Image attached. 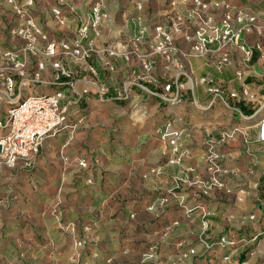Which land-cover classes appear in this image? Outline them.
<instances>
[{"label":"crops","instance_id":"obj_1","mask_svg":"<svg viewBox=\"0 0 264 264\" xmlns=\"http://www.w3.org/2000/svg\"><path fill=\"white\" fill-rule=\"evenodd\" d=\"M102 1L105 5V11L108 12L110 18L106 22L103 30L102 40L99 42L100 45L102 43L122 44L129 41L136 29L131 19L136 16H141L143 18V24L151 30L154 25L162 22L170 0H144L146 3L142 11H138L136 6V3L142 0ZM204 1H221L232 5L235 9L245 10L243 6L246 5L245 2L247 0ZM90 2L91 0H85V2L77 5V13L68 14L69 23L63 29L72 26L71 30L73 34L77 29L76 19L85 15L88 9L96 3ZM38 4L41 7L34 9L36 22L44 27L52 24L50 18L53 16L52 8L54 5L49 4L48 0L37 1ZM11 6L7 4L3 9L0 8V32H6L3 35L0 34V53L11 50L21 43L19 38L10 33L14 27L20 25L23 21ZM128 13L132 14L129 18ZM133 13L136 14L133 15ZM213 13L219 15V12L215 9ZM250 14L256 13L251 11ZM262 14L264 15V12ZM256 15L258 16V14ZM55 22L57 24L56 20ZM112 27L114 30L119 29L118 32L112 31ZM107 30L108 33H106ZM122 31L130 34L127 40L120 39ZM254 33L256 34V31ZM110 39H116V42H110ZM243 39L244 43L253 49V58L249 66L243 64L242 53L234 46L230 47L232 65L225 68L222 72H218L209 66L208 60L206 59L186 60V70L192 71L195 78H201L207 75L213 76L216 83L222 87L223 94L221 97L210 94L208 91L209 86L199 85L194 90L189 89L187 93L184 92L185 98L181 105L170 107L165 105L161 98L150 97L141 87H134L132 89V96L134 95L138 98L142 96L143 98H147L146 101L150 99L148 104L158 108L169 107L171 108L170 110L175 112L173 114L174 117L177 116L181 119L177 123V127L184 132L185 142L183 143L185 148L190 149L192 152L191 157L188 158L189 160L185 161V165L196 168V172L199 175H205V166L201 160V155L207 147L205 144L207 139L210 141L218 140L225 130L234 128H238L244 133L245 137L239 135L235 142L222 148V151L225 155L223 160L224 166L233 171V173L225 177L227 187L234 192L247 190L248 193H239L238 197L234 195L232 198H229L230 195L225 192H214L209 197H197L196 191L188 188L182 189L179 193L185 197L188 206L199 204L212 213L208 218L210 228L205 236L206 240L215 241L225 236L230 240L238 242L237 246L226 248L215 246L211 250H207L201 240H199L202 232V220L199 213L194 215V222L188 220L180 206V200L173 197L164 207L156 205L159 198L164 196L173 187L172 174L178 171L173 166L165 167V172L157 176L150 175V182L152 183L148 188L150 200L143 201L142 199L144 198L140 197L132 201L117 202L118 200H116L113 193V191H116V185H110L107 181L106 183L101 182L99 184V180L97 179L93 185V177H91L86 181L88 184L87 189H80L81 192L83 191L82 194L76 196L72 202L75 204H73L74 207L72 209L79 210L80 202L84 201L83 204L87 208L83 215L85 218L81 216L82 219H78L79 211L71 212L68 217L69 219L63 217L61 213L55 214L51 218L47 215L48 210L58 208L60 201L56 200L52 202L50 200L51 195L56 191L57 184L53 185V179L50 180L51 176L47 171L50 168V161L56 158L59 146H61L60 152H62V155H66V159L69 161L68 170L71 166L68 172L66 168L68 176L62 180L64 183H72L73 174L79 173L78 177L81 178L84 173L82 170L91 169H94L97 176L103 171H109L110 173L105 174L109 176L108 180L111 181L112 178L110 175L116 178L121 169L120 161L122 158L115 152L103 153L104 157L103 155H98V157L95 155L93 156L95 159L93 163H90L86 156L72 158L71 151H67L66 149L68 143L62 144L67 137L61 133L57 136H60L61 139L56 142L45 141V145L41 148L34 166L25 170L28 173L34 171L35 174L32 176L29 173L25 176L23 173V181L20 187L23 188L22 191L27 193L24 192L25 200L23 201V205L27 210L24 208H19L18 210L24 211L26 214L23 213V220L21 221L10 220L8 221L10 223L9 226L2 224V227H5V232H0V264H62L58 260L64 254L66 255L65 259L69 261V253L60 252L62 246V234L58 231L60 220L64 222V226L68 224L76 225L77 221L76 226L80 234H116L112 232L116 222L122 225V234H139L138 231L142 230V228L148 234H162L165 229L174 226L175 223H179L177 227L172 229V233L167 240L163 242L165 247L163 245V248H160V256L163 257L162 260L164 261L158 264H264V236H261L257 241L251 240L260 230H264V208L261 207L262 200H264V141H260L259 139L261 133L260 123L264 120V39L262 44L258 43L256 45L248 44L246 42V35ZM114 61L116 67L119 63H122L121 58ZM68 65L74 70L78 69L77 65L72 62ZM100 73L102 82L111 86V83L114 81L111 74L103 71H100ZM238 73H241V79ZM156 74L164 83L171 79V74L169 75L165 71L164 61L162 59H159ZM130 77L131 74L122 82V86ZM91 80V75L82 74L79 82L80 85H83V82ZM182 81L185 82L188 80L186 77H182ZM144 87L150 88L151 86L144 85ZM198 88L199 93H197ZM31 89L32 91H36L37 88L31 87L30 92ZM233 94L235 97L232 96ZM90 96L94 98L93 93ZM110 96H113V93ZM89 97L83 105L87 106L89 102L91 104V102L98 101L97 99H90ZM205 98H209V100L202 101ZM109 101L111 103L107 105H113L114 107L122 106L120 101ZM213 121L215 123H222L224 128H218V130L216 128L215 132L214 130L207 131L209 128H206V126ZM204 133H206L205 136ZM162 148L161 157L166 159L167 156L165 154L168 153L170 148L165 143H162ZM161 157L159 156L157 161ZM75 160L77 164L74 162ZM81 160H85L89 164L88 169L80 167L79 161ZM165 162H163L164 165L166 164ZM56 165H58L59 169H62L61 163H56ZM43 173H46V177L41 178ZM36 176L39 177L41 182L39 193L33 190ZM83 180L82 177V183ZM47 181H49V184ZM82 183L81 185H83ZM0 191L2 194L0 195V201H3L2 205H4H0V207H5L6 210H9L11 207L15 208V206H19V203L13 205L18 198L14 184L8 185L4 190L0 188ZM3 192H5L4 195ZM155 205V211L150 212L148 208L155 207ZM15 213L17 212L15 211ZM145 213L148 217L150 215L149 219L152 222L143 223L142 228L138 229V224L133 223L132 219L136 215L144 216ZM251 214L257 215L256 220L251 221L246 219ZM0 216L2 215L0 214ZM20 222H22V228L19 227ZM0 223H2V219H0ZM51 229L55 230L52 231ZM65 233L72 234L70 231H66ZM43 238L49 240L46 241L48 245L42 246L37 244V241ZM242 238L247 239L245 244L240 243ZM21 240L23 245L28 243V245L33 246L29 249L27 246L25 247L28 259H22L18 255V250L14 243ZM182 243H186L189 246L178 248ZM191 248L195 249L196 254L190 255L187 258L182 257ZM227 256H229V259L225 260ZM96 257L94 256L92 258L93 264H97L95 262L99 261V259H95Z\"/></svg>","mask_w":264,"mask_h":264},{"label":"built area","instance_id":"obj_2","mask_svg":"<svg viewBox=\"0 0 264 264\" xmlns=\"http://www.w3.org/2000/svg\"><path fill=\"white\" fill-rule=\"evenodd\" d=\"M6 1L23 21L10 31L21 43L0 53V130L5 131L0 136V169L32 168L47 139L76 130L77 126L71 120L74 110L80 108L91 93L94 97L98 96L101 102H124L132 96L134 87H141L150 97L161 98L170 107L181 105L185 98L184 92L194 90L199 85L209 86L210 94L221 97L222 87L213 76L195 78L192 71L186 70V60L206 59L209 66L222 72L232 65L230 47L234 46L242 53L243 64L249 66L253 49L244 43L243 38L259 30L256 26V14L235 9L228 3L170 0L162 22L154 25L151 30L143 24L141 16H136L131 19L136 29L129 41L100 45L103 30L110 18L103 1L100 0L85 15L76 19L77 29L71 38L56 41L49 38L43 26L36 22L31 13L34 0H23L22 3L18 0ZM145 3L144 0L138 1L137 10L142 11ZM214 9L219 15L213 13ZM76 13L77 7L70 5L68 0H58L52 8V14L61 27L68 25V14ZM118 58L125 64L137 61V68L123 86H109L102 82L100 71L114 74V60ZM159 59L164 61L165 71L171 74V79L165 83L156 74ZM70 62L77 65L78 69L70 68ZM82 74L91 75L92 80L80 85ZM238 76L241 79V73ZM182 77H186L188 81H182ZM41 83L45 86L55 85L56 88L47 94L23 97L26 88ZM144 85L151 87L146 88ZM111 93L113 96H110ZM232 96L235 97L234 94ZM180 121L177 116L172 117L160 127L161 142L170 148L165 154L170 163L184 168L187 172H193L192 167L185 165L191 152L182 142L183 131L177 127ZM260 132L259 139L264 141V120L260 123ZM239 135L245 137L238 128L228 129L221 134L220 139L206 144L207 147L201 155L208 174L206 180L192 181L188 175L174 177L173 187L158 200L161 206L168 204L172 197L180 200L184 215L190 221L199 213L202 220L201 234H207L210 228L208 218L212 213L199 204L188 206L179 193L182 189L193 186H197L199 197H209L215 191L231 193L225 177L233 171L223 164L225 155L222 148L235 142ZM79 165L83 169L89 168L85 160L79 161ZM160 172V169L152 170V173ZM240 192L244 194V190ZM261 207L264 208V200ZM153 209V206L149 208L150 211ZM256 218V214H251L246 219L254 221ZM61 228L76 234L74 224ZM205 236L202 235L201 242L207 250L215 246L226 248L238 244L225 236L215 241L206 240ZM261 236H264V230H260L251 240L257 241ZM246 242V238L240 240L242 244ZM85 243L84 239L78 240L75 243L76 249L82 250ZM157 248L158 246L151 247L149 253ZM195 254V249L191 248L182 257ZM228 259L229 256L225 258Z\"/></svg>","mask_w":264,"mask_h":264},{"label":"rangeland","instance_id":"obj_3","mask_svg":"<svg viewBox=\"0 0 264 264\" xmlns=\"http://www.w3.org/2000/svg\"><path fill=\"white\" fill-rule=\"evenodd\" d=\"M23 0H18L19 3H22ZM37 1L34 0V7L31 10V13L34 15L35 10L38 7H41L40 4L37 5ZM49 4H53L56 6L58 0H48ZM70 5L77 6L85 0H68ZM100 0H91V2H99ZM246 1V0H244ZM90 2V3H91ZM246 5L243 6L247 13L251 11L258 14V20L256 26L258 27V31L256 34H247L246 35V42L251 45L262 44L264 39V15L262 14L264 11V0H247ZM8 2L6 0H0V8H4L7 6ZM11 6V5H10ZM12 7V6H11ZM244 10V9H242ZM244 10V11H245ZM245 11V12H246ZM136 13H133L135 15ZM128 13V18L131 17ZM51 22L47 26H43L44 31L48 34L51 40L59 41L61 39H69L73 36L72 34V26L69 28L63 29L58 24H56L54 17L52 16ZM113 29V27H112ZM111 29V30H112ZM117 30H112L118 32ZM6 33V32H4ZM0 32L1 35L4 34ZM74 33V32H73ZM108 33V30L107 32ZM130 34H127L122 31V40H127ZM110 42H116V39H110ZM137 61H131L129 64H125L123 61L119 63L116 67V72L111 74L114 78V81L111 83L117 86H122V82L128 78L132 71L137 68ZM109 85V84H108ZM33 88H37L36 91L30 92V88H26L24 90L23 97H26L30 94H47L55 90V85L45 86L42 83L38 85H34ZM197 93H199V88L197 89ZM187 95V94H186ZM93 99L92 96L89 97ZM147 98H143L142 96H131L127 102H121L122 106L114 107L113 105H107L111 103L110 101H106L101 103V101H94L88 103L89 105H85L82 108H76L74 110V115L72 116L71 120L76 124V130L74 132L68 131L62 134L67 137L65 142L62 144H67V151L70 150L72 153V158H78L80 156H86L90 163H93L94 157L98 155H103V153H112L115 152L122 158L120 161L121 169L116 178L113 175H110L112 180H108L107 173L109 171H103L98 176L94 169L91 170H82L84 172L82 177H78L79 173L73 174L72 183L67 184V182H62L64 178L68 176L67 172L69 167V161H67L66 155H62L60 152L61 146L58 147L56 158L52 159L49 163L50 168L48 169L47 173L50 174L51 178L53 179V185L57 184L56 191L51 195L50 200L52 202L58 200L60 201L58 208L55 210H48L47 215L52 218L53 215L61 213L63 217L69 219V215L71 212H78L79 211V218L82 219L81 216L84 215L87 208L83 204L84 201L80 202L79 210L72 209L73 200L76 196H80L82 194L80 189H87L88 184L86 183L91 177H93V185L94 182L99 180V184L101 182L106 183L109 182L110 185H116V191H113L114 197H116L117 202H125V201H132L134 199H139L143 197V201L150 200L149 196V186L152 185L150 182V175H158L157 173H152L153 169H160L161 173L165 172V167L173 166L176 167L178 171L172 174V182L174 183V177H184L188 175L189 179L192 181L196 180H206L208 174L205 170V175H199L196 171V168L193 167V172H187L184 168L179 167L178 165H174L170 163L169 158L166 159L161 157V152L163 150L161 142V128L160 126L168 119L174 117V111L170 110L169 107L158 108L151 104L150 99L146 101ZM209 98H205L202 101H208ZM154 102V101H151ZM218 103V102H217ZM219 104V103H218ZM204 112V111H203ZM206 113V112H204ZM164 115V116H163ZM215 126V127H214ZM206 128H209L207 131L211 130H218V128L223 129L224 125L222 123H215V121L210 122ZM5 131L0 130V136L4 135ZM110 135V137H109ZM206 133H204V136ZM184 132L182 135V142L184 140ZM204 138V137H203ZM61 139V137L57 138H49L46 140L50 142H56L57 140ZM210 140L207 139V144ZM186 144V143H185ZM45 145V143H44ZM190 145V144H189ZM190 150V149H188ZM191 152V150H190ZM49 154V153H48ZM192 154V152H191ZM64 156V158H62ZM161 157L158 161L157 158ZM104 157V155H103ZM191 157V155H190ZM186 160H189L188 158ZM185 160V161H186ZM166 161V162H165ZM72 162V161H71ZM77 164V161H74ZM163 162L166 164L164 165ZM56 163H61L62 169L58 168ZM99 164V163H98ZM101 164V161H100ZM99 164V165H100ZM184 165V164H183ZM190 167V166H188ZM67 168V172H66ZM96 168V167H95ZM27 169L17 168L15 170H8V169H0V188L4 190L7 188L8 185H13L15 187L17 201L13 204L16 205L19 203V206H15V208L11 207L9 210H6L5 207H0V219H2V223H0V232H5L4 226H9L10 220H23V213L26 214L24 211L18 210L19 208H26L23 205L24 192L22 191L23 188L20 187L23 181V173L25 176L27 174H31L33 176L34 171L32 172H25ZM44 172V171H43ZM78 172V171H77ZM39 173V172H37ZM106 173V174H105ZM196 173V174H195ZM46 173L41 175V178L46 177ZM198 174V175H197ZM40 176V175H39ZM29 179L28 177H26ZM106 178V179H105ZM97 179V180H96ZM14 182V183H13ZM35 184L33 185V190L37 193L40 191V179L36 176ZM49 184V181H47ZM81 183L83 185H81ZM90 185V184H89ZM190 189H194L196 191L197 196V186L190 187ZM80 191V192H78ZM1 192V191H0ZM6 192V190H5ZM3 192V195L5 194ZM85 192V191H84ZM215 192H224V191H215ZM26 193V192H25ZM242 194L240 191L234 192L232 191L228 195L229 198H232L234 195L238 197V194ZM248 193L247 190H244V194ZM27 194V193H26ZM217 194V193H216ZM0 195H2L0 193ZM199 197V196H197ZM1 198V196H0ZM184 200L186 201L185 197ZM57 201V202H58ZM3 201H0V205H2ZM169 203V202H168ZM75 205V204H74ZM156 205L161 206L159 202ZM156 205L153 209L154 212ZM4 206V205H2ZM164 207V206H163ZM114 209V207H113ZM27 210V209H25ZM59 210V211H58ZM15 211L17 213H15ZM27 212V211H26ZM148 212V211H146ZM84 217V216H83ZM85 218V217H84ZM149 217L146 216H138L136 215L135 218L132 219L133 223L138 224V229L142 228L144 225L143 223H150L152 222ZM60 222V227L58 231L62 234V246H61V253L67 252L69 253V261L66 260V255L59 259L62 264H93L92 258L97 256L95 259H99L96 261L97 264H158L162 263L163 257L160 256V248H163V242L167 240V238L171 235L172 229L177 227L179 223H175L174 226L165 229L162 234H148L147 231L142 230L138 231L139 234H122V225L118 222L113 227V233L116 234H80L77 228V221L75 225L76 234H67L65 233L66 230L62 229L61 227L64 226L63 221ZM194 222V221H192ZM191 223V222H190ZM2 224L4 226L2 227ZM67 224V223H66ZM192 224V223H191ZM22 222L19 223V227L22 228ZM51 226V225H50ZM52 231L55 229H51ZM86 231V230H85ZM206 234H200L199 240L202 239ZM85 240V247L82 250H77L75 243L78 240ZM46 241H49L46 238H43L37 241L38 245H48ZM16 249L18 250V255L22 259H28V256L25 252V247L29 249L33 247L31 245L22 244L21 241H17L14 243ZM35 246V245H34ZM153 246H158L157 250L149 253V249ZM189 246L186 243H182L181 247ZM165 247V245H164ZM97 254V255H94ZM68 255V254H67ZM80 255V256H79ZM48 258L47 256H45Z\"/></svg>","mask_w":264,"mask_h":264},{"label":"trees","instance_id":"obj_4","mask_svg":"<svg viewBox=\"0 0 264 264\" xmlns=\"http://www.w3.org/2000/svg\"><path fill=\"white\" fill-rule=\"evenodd\" d=\"M93 99H97V100L99 101L98 98H95V97H94ZM101 103H104V102H101ZM83 104H84V103L81 104V106H80L81 108H82L83 106H85V105H83Z\"/></svg>","mask_w":264,"mask_h":264}]
</instances>
